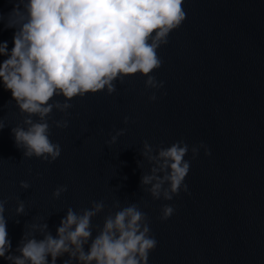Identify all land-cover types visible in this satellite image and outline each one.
<instances>
[{
  "label": "water",
  "instance_id": "obj_1",
  "mask_svg": "<svg viewBox=\"0 0 264 264\" xmlns=\"http://www.w3.org/2000/svg\"><path fill=\"white\" fill-rule=\"evenodd\" d=\"M14 3L0 0V41L9 49L14 29L4 23ZM183 8L186 18L157 49L162 63L151 75L163 86L146 87L137 73L115 81L112 94L74 97L67 115L53 109L49 138L61 152L52 162L16 147L11 128L26 127L25 114L0 84V200L12 255L23 240L43 238L39 225L56 236L69 207L82 214L103 201L91 219L93 238L106 215L135 203L157 242L147 264H264V0H183ZM61 119L67 127L53 124ZM181 140L189 146L187 191L153 199L140 183L153 166L141 155L143 143L155 154ZM201 142L210 154L200 147L193 158L191 148ZM61 185L67 190L53 197ZM20 201L24 211L17 213ZM165 204L174 212L162 220ZM0 264L12 261L0 257Z\"/></svg>",
  "mask_w": 264,
  "mask_h": 264
},
{
  "label": "clouds",
  "instance_id": "obj_2",
  "mask_svg": "<svg viewBox=\"0 0 264 264\" xmlns=\"http://www.w3.org/2000/svg\"><path fill=\"white\" fill-rule=\"evenodd\" d=\"M185 18L183 0H15L4 23L14 29L13 46L9 49L7 41H0V55L7 57L0 61V84L11 92L19 111L25 114L26 127L11 128L23 156L48 162L59 157L61 148L49 138L48 119L53 109L67 115L74 97L104 90L112 94L115 81L122 82L125 76L137 73L146 77V87H162L163 81L151 75L162 63L157 49L168 42L169 33ZM0 21H4L2 15ZM56 96L64 100H53ZM149 99L155 100V94ZM124 121L127 123L128 117ZM53 124L65 128L68 122L61 119ZM3 127L0 120V129ZM123 132L118 130L109 143ZM200 147L205 155L210 154L201 142L191 148L193 158ZM188 151L182 140L157 148L155 154L149 143H143L141 155L153 166L141 176L140 183L148 186L145 191L153 199L171 200L182 189L187 191L184 179L190 163L184 157ZM20 186L27 189L29 184L20 181ZM66 190L64 185L58 186L52 195L59 197ZM4 205L0 200V257L12 264H56L65 253L69 258L63 264L72 260L78 264H147L157 243L150 235L146 213L135 203L106 215L93 238L91 219L105 207L103 201H94L82 214L69 207L56 236L45 231L47 224L39 225L43 238L23 240L19 255L14 256ZM113 206L118 207V202ZM23 211L20 201L16 212ZM173 212L174 208L165 204L160 218L167 219Z\"/></svg>",
  "mask_w": 264,
  "mask_h": 264
}]
</instances>
